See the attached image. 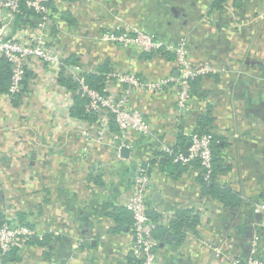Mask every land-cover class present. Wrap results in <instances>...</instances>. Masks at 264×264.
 <instances>
[{
  "label": "crops",
  "instance_id": "1",
  "mask_svg": "<svg viewBox=\"0 0 264 264\" xmlns=\"http://www.w3.org/2000/svg\"><path fill=\"white\" fill-rule=\"evenodd\" d=\"M64 1L73 23L61 17L54 38L68 64L97 71L107 63V74L135 78L140 84L111 79L108 92L129 89L127 108L139 111L152 133L129 130L121 143H94L84 153L83 136L66 121L71 97L47 70L34 76L20 105L0 100V212L36 231L16 259L1 264H135L124 203L140 163L153 175L152 207H209L179 243L167 229L171 221L164 224L157 264H233L251 255L254 242L261 254L264 217L255 206L264 196V0H224L219 7L215 0ZM128 28L150 34L160 48L100 39L106 30ZM179 44L192 66L214 69L189 82L184 113L176 100L180 72L167 49ZM166 78L173 81L157 87ZM207 114L220 145L217 181L235 192L234 205L202 194L195 162L148 163L167 146L180 149L179 127L188 136L186 153Z\"/></svg>",
  "mask_w": 264,
  "mask_h": 264
},
{
  "label": "built area",
  "instance_id": "2",
  "mask_svg": "<svg viewBox=\"0 0 264 264\" xmlns=\"http://www.w3.org/2000/svg\"><path fill=\"white\" fill-rule=\"evenodd\" d=\"M81 1L87 2V0ZM64 2V0H0V58L5 60L10 69L7 91L0 93L1 102L12 104L16 95L24 87V82L29 86L35 75L47 70L56 73L59 77L60 72L65 70L72 80L77 81L75 91H71L59 83V78L56 80L71 97L69 108L73 104L74 94H80L88 99L84 105L85 110L97 114L95 123L74 117L70 115V112L66 118L71 127L83 136L84 153L88 154V148L94 143L104 144L107 141L121 143L129 130L150 135L152 128L149 122L139 111L130 110L126 106L130 90L127 89L121 95L108 92L111 79L117 78L118 81L132 85L140 84L135 78L128 74L109 73L104 81L103 93H100L90 88L84 78L86 73L94 72L93 70L84 68L80 62L71 66L67 63V58L65 59L67 54L62 53L54 38L58 22L61 21L64 12L69 11L64 8ZM100 39L118 42L125 46L135 45L143 51L160 48V44H155L150 34L137 28H128L119 33L116 30H106ZM167 49L174 53L175 63L180 72V77L175 80L179 89L176 100L180 111L184 113L191 107L190 79L208 71L212 72L214 69L211 66L200 68L192 66L183 44ZM26 74H31L28 79H25ZM171 81L173 79L166 78L157 84V87L165 86ZM110 120L115 123L117 132H110ZM212 139L211 133L192 132L186 153L174 152V149L168 146L163 150L173 154L172 160L175 163L190 165L191 162L198 160V171L203 180L208 182L214 170ZM134 172L130 184V195L124 203V207L130 212L132 218L129 229L132 236L130 249L134 258L142 260L141 264H157L159 239L154 235L156 224L149 216V211L158 212L161 222L168 225L180 209L152 207L148 193L153 188V175L144 163L137 164ZM195 209L202 220L209 207L201 203ZM255 212L264 217V196L256 204ZM34 234L36 231L33 228L16 224L5 217V222L0 226V264L12 250L15 249L17 252L24 250ZM253 245L254 248L248 258L233 260V264H264V251L259 254L255 249L256 243L254 242Z\"/></svg>",
  "mask_w": 264,
  "mask_h": 264
},
{
  "label": "trees",
  "instance_id": "3",
  "mask_svg": "<svg viewBox=\"0 0 264 264\" xmlns=\"http://www.w3.org/2000/svg\"><path fill=\"white\" fill-rule=\"evenodd\" d=\"M222 1L224 0H215L214 5L219 7ZM63 19L68 24L73 23L71 15L68 11L64 12ZM108 72H110V68L107 66V63H104L102 64V66H100V68L97 71L86 73L84 75V78H85L87 85L90 88H93L97 90L98 92L103 93L104 83H105L104 81H105V78ZM30 75L31 74H26L25 79H28ZM9 78H10L9 66L5 62L4 59L0 58V93H5L7 91L8 84H9ZM58 78H59L60 84L64 85L68 90L75 91L77 87V81L72 80V78L68 74H66L65 70H62V72H60ZM198 78L199 76H195L192 79H190V84H194V82L197 81ZM23 86L24 87L22 88L20 93L16 95L15 99L12 101V105L18 106L22 102V99L24 98V94L27 91L28 84L24 82ZM87 101L88 99L85 96H81L80 94H74L73 104L69 110L70 115L77 117V118H81L89 123L96 122L97 114L87 112L84 108V105L87 103ZM211 123H212V119L210 115L209 114L204 115L202 118V121L199 124L200 127L196 128L193 131V132L200 133V134L211 133L213 136L212 154H213L214 170L208 182L203 180L202 175L199 172V178H200V183L202 187V194L207 197L217 199L226 205H234L235 203L237 204V200H238L235 192L232 191L231 188L225 185L219 184L217 181V175L220 171H222L221 168L223 166H222V161L219 158V153H218L219 152L218 147L220 146L219 141H218V138L215 135H213L211 131V127H212ZM110 126L113 132H117V127L115 126V123L112 120H110ZM187 137L185 136L183 129L179 127L178 139L180 140V144H179L180 149L175 148L174 152H179V151L183 152V150L186 147ZM154 155H155L154 158H151L148 161L149 164L155 163L157 161V158L161 164L164 162L179 164V163L173 162L172 160L173 154H168L164 150L158 151ZM194 162L196 166L198 167L199 166L198 160H195ZM144 165L148 166V164H145V163ZM148 170L149 172H151L149 167H148ZM119 214L120 213H116L115 215H113L116 222H118L117 220H120L118 218ZM149 216L153 219V221L156 224L154 228V235L160 241V239L162 240V236H164L166 227L164 224H162L161 216L159 215L158 212L154 210H150ZM199 221H200V218L195 208L194 209L184 208V209L178 210L176 217L170 222L167 229H170L172 232H174L173 241L179 243L184 238V229H187V230L196 229L197 225L199 224ZM3 222H5V215L2 212H0V226L2 225ZM29 241L31 242V239ZM15 253H17V251H15V249L12 250L6 257H4V260L11 261L13 259H16L17 257ZM132 258L135 264H141L142 260L136 259L134 258V256H132Z\"/></svg>",
  "mask_w": 264,
  "mask_h": 264
},
{
  "label": "water",
  "instance_id": "4",
  "mask_svg": "<svg viewBox=\"0 0 264 264\" xmlns=\"http://www.w3.org/2000/svg\"><path fill=\"white\" fill-rule=\"evenodd\" d=\"M190 145V141L188 142V146ZM123 151L125 152L126 150L125 149H123ZM169 236H170V234H168Z\"/></svg>",
  "mask_w": 264,
  "mask_h": 264
}]
</instances>
